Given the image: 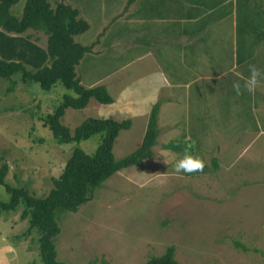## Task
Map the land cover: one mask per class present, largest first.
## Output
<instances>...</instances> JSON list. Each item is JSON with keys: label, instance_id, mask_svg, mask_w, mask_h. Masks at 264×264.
I'll return each mask as SVG.
<instances>
[{"label": "rangeland", "instance_id": "374dc122", "mask_svg": "<svg viewBox=\"0 0 264 264\" xmlns=\"http://www.w3.org/2000/svg\"><path fill=\"white\" fill-rule=\"evenodd\" d=\"M26 1L14 5L15 15L22 16ZM93 1L88 5L91 13L97 12L89 17L93 26L75 39L94 46L77 66V76L85 87L109 83L115 101L106 105L92 99L84 109L68 108L62 122L74 132L89 118L131 119L132 127L123 130L115 144V156L121 159L142 145L150 113L158 103L143 93V82L156 71V63L146 59L150 73L138 60L145 56L140 53H154L153 46L159 42L140 44L138 30L122 29L126 23L119 18L97 44L104 26L101 17L107 12L119 14L122 5L121 0H103L104 7H90ZM24 37L41 48L48 46V36L42 31L29 30ZM158 48L162 55L167 45ZM263 52V32L243 22L237 51L226 54L225 75L215 77L217 82L215 78L205 82L202 105L186 101V90L175 95L178 101H162L161 135L154 157L121 170L77 212L61 215V233L56 239L60 261L148 264L174 246L182 264H264V119L259 94L264 80L254 93L243 89L249 66L264 70ZM180 55L162 64L167 70L178 68L171 72L185 82L192 73L181 70L185 64ZM12 78L17 83L14 88L10 80L0 77V168L9 164L6 181L10 185H26L31 194L46 197L75 148L93 155L103 134L80 143H58L48 118L66 95L77 96L75 90L58 82L47 91L37 82L24 81L21 73ZM235 82L242 86L240 95L233 87ZM190 105H197L198 110ZM170 143L180 148L167 149ZM186 152L206 161L203 172H175L177 160ZM10 198L0 184V199ZM25 207L21 203L16 211L0 214V264H45L39 231L27 233L30 220L22 218Z\"/></svg>", "mask_w": 264, "mask_h": 264}, {"label": "trees", "instance_id": "16d2710c", "mask_svg": "<svg viewBox=\"0 0 264 264\" xmlns=\"http://www.w3.org/2000/svg\"><path fill=\"white\" fill-rule=\"evenodd\" d=\"M20 0H0V77L10 80L21 73L23 80L37 82L50 91L58 82L75 90L77 96L66 95L62 104L48 118V125L58 143H80L96 134H103L95 154H88L76 147L61 175L54 179V187L46 197L31 194L28 186L16 187L7 183L9 164L0 168V184L11 194L9 201L0 199V214L14 212L25 204L22 218L30 220L27 233H40L41 254L45 264H68L58 259L56 239L61 233L59 219L63 213L77 212L94 198L96 191L106 181L123 169L141 166L154 157V147L161 135L160 109L162 101L152 109L142 145L131 154L117 159L114 153L116 141L123 130L132 127V120L113 118H89L74 132L62 122L68 108L84 109L92 99L102 104H112L115 99L106 85L85 87L77 76V66L94 46L84 45L75 37L87 32L90 23L80 17V11L70 4L50 0H27L22 16L13 13ZM133 0H129V5ZM29 30L42 31L48 36L46 49L24 37ZM11 33L15 35H10ZM28 66H32L29 68ZM167 149H179L170 143ZM247 249L246 247H244ZM175 247L163 255L153 257L148 264H182L175 257Z\"/></svg>", "mask_w": 264, "mask_h": 264}, {"label": "crops", "instance_id": "0c3cea01", "mask_svg": "<svg viewBox=\"0 0 264 264\" xmlns=\"http://www.w3.org/2000/svg\"><path fill=\"white\" fill-rule=\"evenodd\" d=\"M50 2L53 6L59 2L72 5L80 11V17L90 23V28L93 26V19L89 17L93 18L97 12L91 13V8H88L89 0H50ZM101 5H103V0H95L91 2L90 7ZM119 5H122L119 6L121 10L119 14L114 15V12L113 14L107 12L101 17L104 26L95 42L98 44L109 25L119 18L126 23L122 29L130 27L138 30L136 33L139 35L137 37L140 44L155 45V41L159 42L153 46L154 53L152 51L140 53L145 56L138 60L143 64V69L150 73L149 62L153 65L156 63V66H153L156 71L143 82L146 86L143 93L154 102L177 100L175 95L179 91L186 90L185 93L188 96L185 98L186 101L202 105L205 82L211 78L223 77L227 52L237 51L241 23H250V29L263 32L264 35V0H133L130 5L129 0H121ZM17 16L20 17L21 14ZM152 39H154L153 42L149 41ZM161 44L167 45L166 53L162 55L158 48ZM179 53L185 64L181 70L192 73L186 77L189 80L185 82L181 81L184 77L178 78L179 76L172 74L171 71L178 68L169 67L167 70L162 64L164 60L175 59ZM147 58L150 59L149 62ZM158 61H161L160 66ZM211 71H217V74L212 76ZM216 78L215 82H217ZM105 85L112 94L109 83ZM194 86L197 87L193 88ZM164 93L166 96L163 95ZM259 94L263 103L261 117L264 119L263 83H261ZM190 106V109L198 110L197 105Z\"/></svg>", "mask_w": 264, "mask_h": 264}, {"label": "clouds", "instance_id": "9594fccd", "mask_svg": "<svg viewBox=\"0 0 264 264\" xmlns=\"http://www.w3.org/2000/svg\"><path fill=\"white\" fill-rule=\"evenodd\" d=\"M250 76L244 79L243 89L249 93H254L261 80H264V70L252 65L249 66ZM233 87L237 95L242 94V86L235 82ZM206 167V161L199 155H193L186 152L182 158L178 159L174 170L177 174H193L203 172Z\"/></svg>", "mask_w": 264, "mask_h": 264}]
</instances>
